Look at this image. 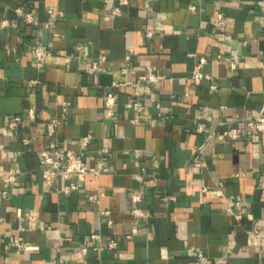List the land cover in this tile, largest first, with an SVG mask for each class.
Here are the masks:
<instances>
[{
	"label": "crops",
	"instance_id": "crops-1",
	"mask_svg": "<svg viewBox=\"0 0 264 264\" xmlns=\"http://www.w3.org/2000/svg\"><path fill=\"white\" fill-rule=\"evenodd\" d=\"M18 5L33 11V23L15 12ZM50 7L65 15L46 29ZM38 42L53 51L43 68L31 52ZM200 57L208 76L195 85ZM95 61L100 71L92 69ZM148 66L165 77L149 91L143 83L118 88L116 114L107 117L104 93L112 83L133 81ZM131 99L141 108L127 107ZM263 103L258 0H0V264H264V135L213 139L206 166L192 165L205 140L199 122L224 133L232 121L244 125ZM29 107L36 118L24 116L9 130L7 121ZM62 112L61 145L109 168L70 193L47 191L39 162L49 141L46 123ZM86 134L93 138L83 147ZM10 168L19 177L3 197L2 176ZM133 191L143 195L137 203ZM100 193L97 202L89 199ZM134 206L152 215L128 238ZM33 210L29 222L25 213ZM22 226L28 229L19 232ZM10 231L30 246L7 249ZM95 232L100 239L92 238ZM110 238L119 240L116 249H93ZM82 246L86 254L79 253Z\"/></svg>",
	"mask_w": 264,
	"mask_h": 264
},
{
	"label": "built area",
	"instance_id": "built-area-1",
	"mask_svg": "<svg viewBox=\"0 0 264 264\" xmlns=\"http://www.w3.org/2000/svg\"><path fill=\"white\" fill-rule=\"evenodd\" d=\"M261 5H264V0H258ZM121 4L128 3V0H120ZM192 7V6H191ZM194 8V6H193ZM15 12L21 16L24 21L28 24L33 23L35 21V15L32 10L27 9L24 5H18L15 8ZM115 13H121L120 7H115ZM49 20L45 23L44 27L46 29H51L54 23L63 18L65 12L62 9L57 7H50L48 9ZM219 25L225 24V17L223 14H219ZM6 21L3 22V24ZM152 31H149L148 34H152ZM56 34V33H55ZM244 44H247V41H244ZM77 48L80 49L82 46L79 44ZM133 49L131 48L127 57H126V65L123 68V73H128L129 66L131 65V56ZM31 52L35 58V63L38 67L43 68L46 66L47 58L53 53L52 47L43 43L38 42L32 45ZM70 59V57H68ZM230 61V67L235 69L237 64L235 61L227 58ZM207 59L205 57H200L197 61V69L192 74V80L195 85H198L204 78L208 75L203 71V66L206 63ZM92 69L96 71H100L102 66L99 62L95 61L92 64ZM165 77L164 74L156 72L152 66H148L145 73L138 75V77L133 81L120 82L115 81L112 83V86L109 90L104 93V106H105V115L109 118H112L116 114V104H117V89L126 85L137 86L141 83L145 85V89L149 91L153 84H156L160 80ZM215 87V85H213ZM127 107H135L141 108L139 103L134 99H131L127 103ZM64 111H66V107H64ZM65 115L64 112L60 114V116L50 118L46 123V134L49 139L48 145L42 149L40 153V166L44 181V186L47 191H58L62 190L65 193H70L79 189L83 182L86 180L88 175H96L103 172L109 171V168L104 164V161L101 159L94 165L88 163L79 153L75 150L65 147L61 145L58 139V124L61 119ZM24 116L35 119L36 118V110L32 107H29L23 114H18L9 119L6 123V126L9 130H15L23 123ZM133 123H140L138 118L132 119ZM196 131L198 133H202L205 135V140L201 143L197 150L195 151V155L192 159L193 167H204L206 166V162L204 159V152L207 144L213 139H229L232 141H238L244 139L245 137L251 138L257 135H264V103L262 107L256 111L253 115L249 116L244 125L239 123L237 120L232 121L231 124L228 125L227 130L224 133H214L213 131H209L207 128V124L203 121L199 122L196 125ZM93 138L92 134L83 135L80 139L81 146H87ZM25 143H29V139H24ZM106 150V149H105ZM139 153V151H137ZM19 177V172L15 168H10L7 170L2 176V195L3 197H7L9 194V190L16 184ZM59 179L66 180V184L61 187L58 185L57 181ZM103 195L100 193L98 195H91L89 199L93 202H97L99 198ZM132 201L134 203L139 202L143 195L140 191H133L130 195ZM132 233L128 234L127 237L131 238L133 235L139 232V224L142 219H147L152 214L149 210L143 209L138 206H134L132 208ZM26 218L30 222L35 219L37 216L36 211H27L25 213ZM39 225L41 228H45L44 221H39ZM28 228L26 226H22L19 228V232L26 231ZM10 240L6 243L5 247L7 249L14 250L16 252H21L26 250L30 246V242L25 239V237L21 233L15 234L14 231L9 232ZM100 233H93L92 238L100 239ZM119 245V240L116 238H110L106 244V246H102L100 244L94 246V250H103L105 248L116 249ZM88 251V247L82 246L79 248V253L86 254ZM199 258L206 259V256L202 253H198ZM261 257L264 258V253H261ZM196 264V263H191Z\"/></svg>",
	"mask_w": 264,
	"mask_h": 264
}]
</instances>
